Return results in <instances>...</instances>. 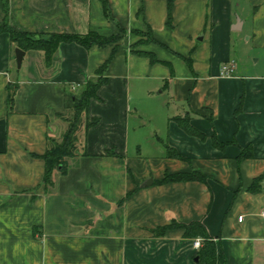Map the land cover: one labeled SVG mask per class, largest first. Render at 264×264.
I'll use <instances>...</instances> for the list:
<instances>
[{
    "label": "crops",
    "instance_id": "0c3cea01",
    "mask_svg": "<svg viewBox=\"0 0 264 264\" xmlns=\"http://www.w3.org/2000/svg\"><path fill=\"white\" fill-rule=\"evenodd\" d=\"M9 1L17 30L125 35L89 106L98 123L80 131L78 155L47 192L34 154L62 138L69 95L114 45L62 43L51 66L29 50L19 68L17 46L0 34V264H202L201 238L152 232L172 221H201L229 264H264V0H173L171 19L169 0H108L110 17L102 0ZM150 29L157 42L134 32ZM231 60L234 74L222 75ZM187 115L206 140L180 126ZM168 145L185 160L168 157ZM193 169L207 182L155 184Z\"/></svg>",
    "mask_w": 264,
    "mask_h": 264
},
{
    "label": "trees",
    "instance_id": "16d2710c",
    "mask_svg": "<svg viewBox=\"0 0 264 264\" xmlns=\"http://www.w3.org/2000/svg\"><path fill=\"white\" fill-rule=\"evenodd\" d=\"M104 5V12L107 17L111 16L109 9L108 0H102ZM173 0H169V18L171 19ZM169 19V20H170ZM137 34H142L146 36V40L142 42H157L156 39L152 37L151 29L148 33L142 31H134ZM8 33L11 42L17 47L23 49L24 51L29 50H39L44 53L45 62L47 66H51L56 58L59 47L62 43H77L87 49L93 46H108L114 45L113 52L108 60L100 66L97 70V77L89 79L81 88L69 95V102L67 103L68 109L72 110L73 116L66 118L69 122L67 130L63 133L62 138H49L47 141L46 151L38 156L44 160L45 172L43 177V183L45 189L48 190L55 185L54 177L56 173L60 175H65L69 169V159L78 155V136L80 133V127L84 123V128L88 129L93 125L98 123L97 118L90 119L88 115L89 106L93 98H97L98 91L100 88L107 83L108 77L105 73L108 70L109 64L117 50V44L123 39L125 31L121 30L117 34L112 35H102L97 31H91L87 34L78 33H47V34H37L28 31L17 30L10 21V1L0 0V34ZM139 55L148 56L151 58L153 63L158 62L157 57L150 52L137 51ZM188 60V59H187ZM18 86L16 84L10 83L8 86V111L13 110L15 96ZM81 89V90H80ZM80 90V91H79ZM85 118V122L83 121ZM189 115L185 117H179L178 123L180 126L189 134L197 136L202 140L207 139V135L193 126L191 124ZM213 145L217 148L224 149L228 143L219 141L216 134L212 137ZM168 157L178 158L185 160L174 148L167 146ZM252 155L251 147L243 149L239 159L246 158ZM262 176L256 178L250 187L251 191H258L259 186L257 185L262 180ZM183 181H200L207 182V176L198 171L190 170L184 172H166L161 179L155 180V184L162 185L171 182H183ZM139 188V185L137 186ZM130 191L127 195L120 201L123 204L125 199L130 196L133 192ZM35 198L33 197L32 201ZM172 229H183L184 236L189 238H201L202 245L199 250L198 256L200 263L202 264H229L225 255L218 252V247L216 242L209 236L206 227L201 221H193L189 224L178 223L172 221L169 224L158 226L152 229L155 236H164L167 231ZM38 230L36 226L34 232Z\"/></svg>",
    "mask_w": 264,
    "mask_h": 264
},
{
    "label": "built area",
    "instance_id": "2783aa9c",
    "mask_svg": "<svg viewBox=\"0 0 264 264\" xmlns=\"http://www.w3.org/2000/svg\"><path fill=\"white\" fill-rule=\"evenodd\" d=\"M235 71V61L231 60L228 61L227 63H224L221 67V74L224 76H231L234 74ZM79 86V85H77ZM76 88V85L74 86V89ZM264 215V213H263ZM243 217H240V220H242ZM201 239H196L194 242V246L199 248L201 246Z\"/></svg>",
    "mask_w": 264,
    "mask_h": 264
},
{
    "label": "water",
    "instance_id": "95a60500",
    "mask_svg": "<svg viewBox=\"0 0 264 264\" xmlns=\"http://www.w3.org/2000/svg\"><path fill=\"white\" fill-rule=\"evenodd\" d=\"M25 55V51L19 47L16 48V60H17V65L20 68L23 62V58ZM154 182L153 178H149L148 180H146L143 184L142 187H147L152 185ZM199 258L197 257L196 260H198Z\"/></svg>",
    "mask_w": 264,
    "mask_h": 264
},
{
    "label": "rangeland",
    "instance_id": "374dc122",
    "mask_svg": "<svg viewBox=\"0 0 264 264\" xmlns=\"http://www.w3.org/2000/svg\"><path fill=\"white\" fill-rule=\"evenodd\" d=\"M263 61L264 60H262V63H263ZM160 96L161 97H163V98H167V96H168V92H165V93H161L160 94ZM73 116V112L70 114V117H72ZM85 118H83V121L85 122V120H84ZM83 128H84V123L81 125V127H80V130H83ZM79 137V136H78ZM78 142H79V138H78V141H77V145H78ZM144 153V152H143Z\"/></svg>",
    "mask_w": 264,
    "mask_h": 264
}]
</instances>
